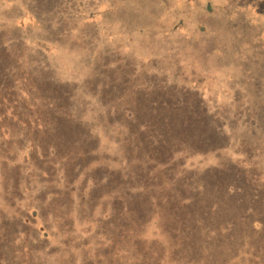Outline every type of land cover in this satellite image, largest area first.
<instances>
[{
  "label": "trees",
  "instance_id": "16d2710c",
  "mask_svg": "<svg viewBox=\"0 0 264 264\" xmlns=\"http://www.w3.org/2000/svg\"><path fill=\"white\" fill-rule=\"evenodd\" d=\"M30 47L53 51L43 41L15 44L0 31V215L3 231L22 234L18 264H35L34 251L48 252L55 264H264V172L225 163L187 167L226 148L209 109L188 107L199 115L189 120L180 109L149 105L144 88L130 82L118 80L114 93L116 77L108 74L105 122L126 131L115 144L130 177L101 165L86 171L109 147L95 131L106 125H88L83 102L74 101L83 80L56 77L44 60L28 56ZM78 191L76 212L85 217L93 215L89 205L101 208V232H90L92 243L43 246L52 231L66 235L73 210L64 218L58 203L68 205L64 196L70 201ZM0 260L9 263L8 252Z\"/></svg>",
  "mask_w": 264,
  "mask_h": 264
},
{
  "label": "rangeland",
  "instance_id": "374dc122",
  "mask_svg": "<svg viewBox=\"0 0 264 264\" xmlns=\"http://www.w3.org/2000/svg\"><path fill=\"white\" fill-rule=\"evenodd\" d=\"M1 30L18 45L46 42L53 49L51 54L30 47L28 56L44 60L43 67L56 77L83 80L74 101L83 102L78 108L87 115L88 125H106L105 130L95 131H102L109 146L102 148L101 161L86 171L101 165L123 169V177H130L121 144H115L126 131L105 122L109 116L104 95L111 74L116 77L114 93L119 91L118 80L130 82L132 87L144 88L147 103L180 109L182 117L193 121L199 115L192 117L188 107L210 110L214 123L220 124L226 148L213 158L189 162L188 168L225 163L264 172V0H0ZM107 152L111 159L105 158ZM134 164L133 173L137 171ZM78 193L70 201L64 196L68 205L58 203L64 218L73 210V221L66 220L68 226L62 227L66 235L59 238L52 231L43 246H58L62 241L92 243L101 232L98 222L105 221L103 211L89 205L86 211L94 208L93 215L89 211L82 217L76 212ZM2 216L0 254L8 252L10 262L5 264H18L25 248L23 237L14 227L10 233L3 231ZM96 228L98 232L91 234ZM82 251L89 254L92 249ZM42 253L33 252L35 264H55L48 252ZM70 257L67 253L66 258Z\"/></svg>",
  "mask_w": 264,
  "mask_h": 264
}]
</instances>
